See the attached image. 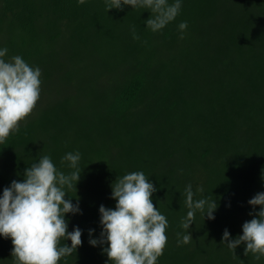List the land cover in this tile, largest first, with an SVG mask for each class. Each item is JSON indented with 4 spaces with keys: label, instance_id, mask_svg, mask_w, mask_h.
<instances>
[{
    "label": "trees",
    "instance_id": "trees-1",
    "mask_svg": "<svg viewBox=\"0 0 264 264\" xmlns=\"http://www.w3.org/2000/svg\"><path fill=\"white\" fill-rule=\"evenodd\" d=\"M150 15L131 5L107 11L105 0H0L5 59L19 55L42 72L36 107L0 143V196L42 155L71 173L61 160L78 151L81 178L66 198L81 213L65 218L83 243L58 264H111L107 244L89 240L102 232L100 206H116L111 185L133 171L153 182L168 220L157 264H264L244 254L246 243L236 253L222 243L225 229L235 240L264 207L248 203L264 192V0H182L157 32ZM188 184L203 188L194 199L218 207L215 219L197 211L191 242L178 245ZM12 248L0 235V264H15Z\"/></svg>",
    "mask_w": 264,
    "mask_h": 264
},
{
    "label": "clouds",
    "instance_id": "clouds-1",
    "mask_svg": "<svg viewBox=\"0 0 264 264\" xmlns=\"http://www.w3.org/2000/svg\"><path fill=\"white\" fill-rule=\"evenodd\" d=\"M83 4L85 0H78ZM106 10H122L124 5L133 8H145L151 12L145 21L153 32L160 31L174 21L180 12L182 0H105ZM181 38L187 29V22L179 24ZM133 38L139 39L135 28ZM7 48H0V143L9 135L19 131L20 123L34 110L41 94V69L30 66L21 56L6 60ZM81 154L68 152L61 163L69 162L74 169L69 174L60 171L49 155H42L38 162H33L24 172V180H13L3 189L0 196V235L11 238L12 258L15 264H58L61 258L70 256L83 243L82 229L78 226L68 231V213H81L79 203L66 198L68 191L76 188L81 178L78 165ZM115 208L101 205L100 223L102 232L99 239L90 238L93 246L107 244L103 252L111 264H157L163 255L168 237V220L152 201L157 191L153 182L143 171H133L117 177L111 185ZM203 188L188 184L182 195L184 204L189 209L182 218L181 227L187 234L177 233V243L188 244L192 235L188 231L195 221L197 211L215 219L214 212L218 205L211 198L194 199ZM248 203L264 206V192L257 193ZM254 218L246 221L243 234L235 240L225 229L222 243L236 253V248L246 243L244 254L250 253L256 259L264 256V207L250 213ZM93 230H90L91 237ZM71 240L61 246V240Z\"/></svg>",
    "mask_w": 264,
    "mask_h": 264
}]
</instances>
